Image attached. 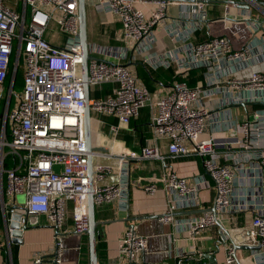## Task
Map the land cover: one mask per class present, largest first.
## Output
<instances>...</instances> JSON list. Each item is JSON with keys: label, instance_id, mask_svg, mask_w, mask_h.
Listing matches in <instances>:
<instances>
[{"label": "built area", "instance_id": "1", "mask_svg": "<svg viewBox=\"0 0 264 264\" xmlns=\"http://www.w3.org/2000/svg\"><path fill=\"white\" fill-rule=\"evenodd\" d=\"M21 1L23 9L18 10ZM209 1L96 0L94 4L97 10L116 17L121 28L116 45L89 42V53L94 56L88 64L91 112L117 118L118 123L109 126L117 135L139 117L142 108L150 106L156 142L168 141L169 153L164 155L159 144L144 146L140 152L123 148L115 154L99 147L87 149L78 0H0V248L7 249L10 258L15 230L24 231L34 216H45L57 232L51 254L38 252L32 264H61L63 236L71 231L88 234L89 155L95 204L116 203L124 210L129 204L131 161H165L192 153L202 158L205 173L213 181L214 204L176 219L177 211L201 208L199 193L209 182L206 175L190 179L169 169L164 180L170 196L160 219L177 227L181 224L193 239L223 216L251 214L246 226L224 228L226 262L235 263L237 248L248 246L258 248L253 254L255 263L264 264V71L240 75L264 49L259 44L237 49L227 35L193 42L194 32L209 21ZM234 3L245 8L236 15L245 20L252 34L264 38V0ZM140 4L148 5L147 9ZM172 5L182 6V18L190 24L169 22ZM253 10L262 20L255 18ZM52 21L65 36L61 44L46 38ZM161 32L182 40L181 47L158 53ZM134 52L154 69L175 65L183 80L171 82L166 94H155L126 65L136 60ZM12 57L13 70L20 64L23 67L20 92L14 91L12 78L8 81ZM195 69L204 70V80L190 86L184 78ZM105 83L115 84L112 92L93 95ZM234 107L239 111L233 112ZM103 156L116 158L118 166L94 163ZM114 170L117 180L104 184ZM144 189L155 193L158 185L148 183ZM20 195H24L22 202ZM70 203L72 228L67 222ZM147 247L148 237L128 225L118 240V258L99 264H123V258L137 262ZM203 254L180 250L176 256L182 264L183 259L194 261Z\"/></svg>", "mask_w": 264, "mask_h": 264}, {"label": "crops", "instance_id": "2", "mask_svg": "<svg viewBox=\"0 0 264 264\" xmlns=\"http://www.w3.org/2000/svg\"><path fill=\"white\" fill-rule=\"evenodd\" d=\"M241 1V0H234ZM234 1L210 0L209 21L203 24L200 29L194 32L193 42H198L210 36L227 35L232 45L240 49L245 45L259 44L264 49V38L262 35L255 37L245 24L238 12H243L244 7H239ZM96 0H88L87 6V32L91 43L113 44L119 43L117 35L121 25L112 14L99 11L95 7ZM145 10L148 5L140 4ZM18 10L23 9L22 1L17 5ZM169 22L179 21L189 23L190 20L182 18V6L172 5L168 10ZM255 18L261 16L253 10ZM182 30V29H181ZM46 38L53 43L61 44L65 39L63 32L59 29L55 21L50 22L46 33ZM183 41L176 39L168 32H161L157 43L156 51L165 53L174 48L181 47ZM135 55V61H127L132 72L138 74L145 86L155 94L162 96L167 93L171 82L183 80L176 74V66L159 67L154 69L142 63L139 54ZM252 65L244 69L240 75H249L252 70L264 71V51L256 53L251 59ZM152 71V73H151ZM153 72L156 74L154 75ZM176 76V77H175ZM184 80L190 86H196L204 80V70L195 69ZM110 84V83H109ZM104 86L95 90V96H105L112 92ZM93 94V95H94ZM224 108L223 112H225ZM239 108H232L233 112H238ZM153 109L146 106L141 109L139 117L133 119L128 127L121 128L117 135H113L109 126L117 124L118 120L114 116L92 114L95 122V144L96 147H106V150L115 153L122 152L123 148H130L140 152L144 146L159 144L164 155L169 153L166 143L167 139L156 142L151 126V114ZM208 124L207 129L212 128ZM94 163L110 164L118 166V160L112 157H96ZM173 169L178 176L193 179L197 175H206L202 158L197 154L165 161L146 159L131 161L128 171L129 184V204L127 209H119L116 203L96 205V219L101 222L98 226L99 237L97 241V252L99 263L118 258V240L123 236L128 225H133L138 234L148 237V247L144 254L138 257L137 262L130 263L123 258V264H178L179 258L176 256L180 250H197L204 254L198 260H185L182 264H228L226 262V250L224 245V228L246 226L251 222V214L240 213L237 215H226L219 218V223L210 229L199 233L195 238H190L181 224L165 223L160 216L164 214L168 207L170 193L165 187L164 174ZM106 177L104 184L114 183L117 180V171ZM208 184L199 193L200 209L187 212L180 210L175 212L176 219L189 217L193 214L201 213L203 209L212 208L216 191L213 181L206 175ZM156 183L158 190L155 193H148L144 185ZM24 197V195H21ZM72 204H68V226L72 228L71 217ZM182 230V231H181ZM56 228L50 224L45 216L32 217L29 225L23 231L22 242L14 243L9 251L0 248V264H32V260L38 252L50 255L53 249ZM231 240H227L229 244ZM100 245V247L98 246ZM62 262L61 264H90L89 239L87 235H80L74 231L65 234L62 238ZM258 248L239 246L237 248V260L233 264H256L253 254Z\"/></svg>", "mask_w": 264, "mask_h": 264}, {"label": "water", "instance_id": "3", "mask_svg": "<svg viewBox=\"0 0 264 264\" xmlns=\"http://www.w3.org/2000/svg\"><path fill=\"white\" fill-rule=\"evenodd\" d=\"M79 3V20H80V39L82 44V52H83V62H82V76L84 80V87H85V107H84V130H85V139L87 144V149L89 151L95 150V147L92 143V112L90 109V87H89V70L88 64L89 60L94 58L93 55L89 53V39H88V32H87V6L88 0H78ZM16 69L13 70L12 73V81L15 80ZM101 150H106V147H99ZM88 174L90 177V192L88 194V209H89V220H90V227L88 231V239H89V252H90V264H99L98 259V252H97V241L99 237L98 226L101 224L96 219V204L93 199V185H92V178H93V158L91 155L88 156ZM15 218H20V214L14 216ZM17 228L18 225L14 224ZM27 226H24V230ZM57 232V230H56ZM15 237L13 238L14 243H21L22 242V235L23 231L15 230Z\"/></svg>", "mask_w": 264, "mask_h": 264}, {"label": "trees", "instance_id": "4", "mask_svg": "<svg viewBox=\"0 0 264 264\" xmlns=\"http://www.w3.org/2000/svg\"><path fill=\"white\" fill-rule=\"evenodd\" d=\"M13 64H14V59L13 57L11 58V64H10V70H9V73H8V81H11V78H12V73H13ZM152 73V71H151ZM153 74L155 75L156 73L153 72ZM176 77V76H175ZM21 78H22V82H23V67L22 65L20 64L17 71H16V75H15V80H14V84H13V87H14V90L17 89V86L19 85V87H23L22 84H21ZM111 84L113 83H105L102 85V87L104 86L105 88H111ZM115 86V84H113ZM111 90V89H110ZM95 93V91H94ZM95 95V94H94ZM100 247V245H98Z\"/></svg>", "mask_w": 264, "mask_h": 264}, {"label": "rangeland", "instance_id": "5", "mask_svg": "<svg viewBox=\"0 0 264 264\" xmlns=\"http://www.w3.org/2000/svg\"><path fill=\"white\" fill-rule=\"evenodd\" d=\"M23 82H22V78H21V84H22ZM22 86H23V84H22ZM23 88V87H22ZM22 88L21 87H19V85L17 86V89L16 90H14L15 92H20L21 90H22ZM97 97H99V96H97ZM101 97H103V96H101ZM14 99H15V97H13V101H14ZM18 198L20 199V202H22L23 201V197H21V195L20 196H18Z\"/></svg>", "mask_w": 264, "mask_h": 264}, {"label": "bare ground", "instance_id": "6", "mask_svg": "<svg viewBox=\"0 0 264 264\" xmlns=\"http://www.w3.org/2000/svg\"><path fill=\"white\" fill-rule=\"evenodd\" d=\"M91 125H92V143H93V141L95 143V138L96 137H94V133H93V132H95V122H93ZM94 143H93V145H95Z\"/></svg>", "mask_w": 264, "mask_h": 264}]
</instances>
